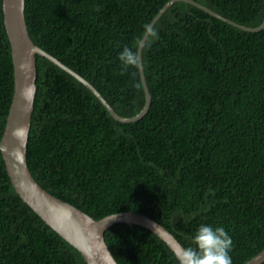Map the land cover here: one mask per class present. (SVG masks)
<instances>
[{"label":"trees","instance_id":"obj_1","mask_svg":"<svg viewBox=\"0 0 264 264\" xmlns=\"http://www.w3.org/2000/svg\"><path fill=\"white\" fill-rule=\"evenodd\" d=\"M167 1L24 0V17L34 43L131 116L145 94L138 69L122 74L118 53ZM195 1L246 26L264 19V0ZM152 28L158 39L141 52L150 105L133 121L115 119L75 76L35 55L29 171L93 218L142 212L184 247L201 224L223 226L232 264H244L264 249V27L245 30L177 0ZM12 92L0 0V137ZM103 234L118 264H178L167 243L142 225L116 222ZM0 264H87L22 200L1 151Z\"/></svg>","mask_w":264,"mask_h":264},{"label":"water","instance_id":"obj_2","mask_svg":"<svg viewBox=\"0 0 264 264\" xmlns=\"http://www.w3.org/2000/svg\"><path fill=\"white\" fill-rule=\"evenodd\" d=\"M174 1L177 0H168L164 3L147 26L152 28L154 22ZM183 1L196 4L211 15L245 30L257 31L264 27V19L257 26H246L222 16L195 0ZM2 10L12 57L13 92L0 137V151L7 174L16 192L52 229L80 251L87 264H118L103 236L104 229L116 222L135 223L149 228L162 238L173 251L179 252L184 246L176 236L147 214L135 210H119L99 218H93L74 204L43 188L32 176L26 161V144L36 91V54L47 57L75 76L98 97L115 119L122 122L141 118L149 108L151 94L146 83L143 64L139 69V74L145 94L144 105L135 115L123 116L114 110L88 79L33 42L25 22L24 0H2ZM141 52L142 49L139 52L142 63ZM263 260L264 249L244 264H259Z\"/></svg>","mask_w":264,"mask_h":264},{"label":"clouds","instance_id":"obj_3","mask_svg":"<svg viewBox=\"0 0 264 264\" xmlns=\"http://www.w3.org/2000/svg\"><path fill=\"white\" fill-rule=\"evenodd\" d=\"M155 39H158L157 32L146 25L145 34L137 37L130 47L125 46L118 53L122 74L129 68L139 70L142 67L139 52L150 47ZM232 243L223 226L201 224L193 234L190 245L182 247L179 252L174 251L173 255L176 256L178 264H232L229 255Z\"/></svg>","mask_w":264,"mask_h":264}]
</instances>
